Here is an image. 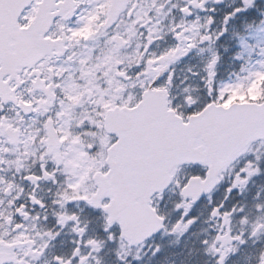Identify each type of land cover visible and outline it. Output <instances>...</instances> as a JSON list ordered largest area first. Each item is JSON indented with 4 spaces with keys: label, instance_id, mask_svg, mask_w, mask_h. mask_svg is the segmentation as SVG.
<instances>
[{
    "label": "snow or ice",
    "instance_id": "6c2138e0",
    "mask_svg": "<svg viewBox=\"0 0 264 264\" xmlns=\"http://www.w3.org/2000/svg\"><path fill=\"white\" fill-rule=\"evenodd\" d=\"M0 264H264V0H0Z\"/></svg>",
    "mask_w": 264,
    "mask_h": 264
}]
</instances>
